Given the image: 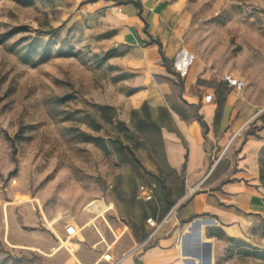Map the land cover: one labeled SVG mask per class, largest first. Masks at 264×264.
<instances>
[{
    "label": "rangeland",
    "instance_id": "374dc122",
    "mask_svg": "<svg viewBox=\"0 0 264 264\" xmlns=\"http://www.w3.org/2000/svg\"><path fill=\"white\" fill-rule=\"evenodd\" d=\"M161 1L187 18L178 27L189 72L216 85L225 74L245 81L233 96L239 115H254L237 139L261 137L264 0ZM91 2L0 0V264H94L101 234L113 240L107 223L117 229L127 223L126 210L141 211L136 195L144 137L119 121L116 108L101 109L129 87L127 75L107 58L117 50L101 39L100 12L83 11ZM180 59L181 53L173 72L181 70ZM173 76L181 93L183 80ZM258 162L264 195V146ZM110 204L107 222L99 219ZM89 211L97 220L87 227L95 219ZM58 217L53 231L46 220ZM69 231L79 244L74 256L66 249ZM262 250L264 217L244 238L230 241L225 259L264 264L256 256Z\"/></svg>",
    "mask_w": 264,
    "mask_h": 264
},
{
    "label": "crops",
    "instance_id": "0c3cea01",
    "mask_svg": "<svg viewBox=\"0 0 264 264\" xmlns=\"http://www.w3.org/2000/svg\"><path fill=\"white\" fill-rule=\"evenodd\" d=\"M92 1L83 11L100 12L101 39L109 50L114 46L117 50L109 61L127 75L129 87L117 102L102 108H116L119 121L144 137L139 170L143 185L136 195L141 211L126 210L127 223L117 229L107 223L113 240L108 243L106 233L101 234L102 252L94 264H233L225 259L230 240L244 238L251 225L264 217V195L257 179L264 128L259 132L262 139L250 136L243 144L238 139L231 142L254 114L246 119L239 115L241 106L225 75L216 85L185 67L178 25L187 18L176 16L174 8L161 0H123L141 4L148 32L162 42L169 60L182 54L181 70L169 73L159 47L149 44L151 37L133 3ZM175 73L183 80L181 93L175 91ZM204 91L213 94L211 103L204 102ZM143 186L152 190V200L139 198ZM107 208L99 219L106 221L113 204ZM76 232H70L66 242L75 249L73 256L79 246L72 243ZM107 249L111 262L102 260Z\"/></svg>",
    "mask_w": 264,
    "mask_h": 264
},
{
    "label": "built area",
    "instance_id": "2783aa9c",
    "mask_svg": "<svg viewBox=\"0 0 264 264\" xmlns=\"http://www.w3.org/2000/svg\"><path fill=\"white\" fill-rule=\"evenodd\" d=\"M224 81L227 83V85L234 89L235 92L240 93L242 91H244L245 87H246V83L245 81L234 77L231 74H225L224 76ZM213 94H207L204 96V102L205 103H211L213 101ZM248 124V123H247ZM244 125L238 132H236L231 140V142L235 139H237L238 137H242L243 135V131L245 129V127L247 126ZM139 198L145 199L147 201H150L153 199V192L150 188L147 187H141L139 190ZM89 213L92 214H96L94 211H89ZM151 226L157 227L156 223L152 220L149 219L147 221ZM67 251L72 255L75 252V249L73 247H67L66 248ZM102 260L106 261V262H111L112 261V256H111V252L110 249H107L105 251V253L102 255ZM114 264H117V262H115Z\"/></svg>",
    "mask_w": 264,
    "mask_h": 264
},
{
    "label": "trees",
    "instance_id": "16d2710c",
    "mask_svg": "<svg viewBox=\"0 0 264 264\" xmlns=\"http://www.w3.org/2000/svg\"><path fill=\"white\" fill-rule=\"evenodd\" d=\"M123 1V0H122ZM123 3H133L138 9H139V16L141 17V19L144 21L145 23V33L151 37V41L149 42V44H155L159 47V53L162 57V61H163V66L168 70L169 73H174L173 70H172V66L171 64L173 63L172 60H169L166 55H165V52H164V49H163V44L162 42L157 38V39H153L152 36L150 35V33L148 32L147 30V26H148V23L146 22V20L143 18L142 16V6L139 2H136V1H123ZM107 58L108 60L112 57H114L115 53H111V52H108L107 54ZM44 61V60H42ZM104 112H107L109 111L110 109H112L111 107H103L101 108ZM110 117V116H109ZM110 120H112V118L110 117L109 118ZM201 124L203 125V127H206L204 122L202 120H200ZM258 139H262L261 137H258ZM230 241H234V240H230ZM237 241V240H235ZM258 254H256L257 258L259 261L263 262L264 263V250L262 251H259L257 252Z\"/></svg>",
    "mask_w": 264,
    "mask_h": 264
},
{
    "label": "bare ground",
    "instance_id": "6f19581e",
    "mask_svg": "<svg viewBox=\"0 0 264 264\" xmlns=\"http://www.w3.org/2000/svg\"><path fill=\"white\" fill-rule=\"evenodd\" d=\"M104 214H105V212L101 213V215H100L99 217L103 216ZM96 220H97V218L93 219L90 223L87 224V226H89V225L95 223ZM59 222H60V217L55 218V219L52 220V221L46 220V223H47L48 227H49L50 229H52L53 231H55L54 227H55L56 225H58ZM118 238H119V237H118Z\"/></svg>",
    "mask_w": 264,
    "mask_h": 264
}]
</instances>
